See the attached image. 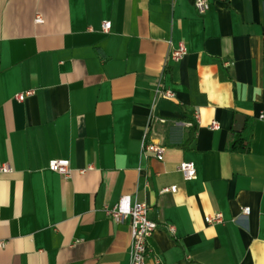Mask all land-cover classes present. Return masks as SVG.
I'll use <instances>...</instances> for the list:
<instances>
[{"label": "crops", "instance_id": "crops-1", "mask_svg": "<svg viewBox=\"0 0 264 264\" xmlns=\"http://www.w3.org/2000/svg\"><path fill=\"white\" fill-rule=\"evenodd\" d=\"M209 3L0 0V264H130L131 221L105 210L125 195L159 225L146 264H264V0Z\"/></svg>", "mask_w": 264, "mask_h": 264}, {"label": "built area", "instance_id": "built-area-1", "mask_svg": "<svg viewBox=\"0 0 264 264\" xmlns=\"http://www.w3.org/2000/svg\"><path fill=\"white\" fill-rule=\"evenodd\" d=\"M194 6L200 15H204L210 8L209 0H193ZM35 22L38 24L44 23V17L42 14L38 13L35 17ZM103 30L108 32L111 28L110 21L103 22ZM187 54V47L184 42H180L177 46H172L168 54L166 66L178 63ZM34 94V90H28L20 92L15 95V99L23 102L29 96ZM160 97L175 98L174 90L167 88L163 83H159L155 90V99ZM196 118H198V113H195ZM260 119L264 120V114L260 115ZM157 119L152 117L145 130V134L142 141V152L145 155L153 156L159 160L164 158V153L166 147L155 142L148 141V130L150 128L151 121H156ZM159 121H163L159 119ZM220 127L217 121H213L211 124L212 129H218ZM49 169L57 172L66 177H70L72 169L70 166L69 159H53L49 163ZM178 169L183 173L186 180H193L197 177V169L193 162H181ZM12 168L8 163H2L0 165V172H11ZM164 191L176 192L177 186H172L164 189ZM107 214L111 217L113 222L121 223L126 219L131 221V263L130 264H146L147 257L151 252V242L150 239L153 233L158 228V223L149 217L150 207L146 203L139 201H133L129 195L121 197L119 202L110 208L105 209ZM244 215L250 214V208L245 207L242 209ZM205 221L208 224H219L223 222L222 213H216L214 215H207ZM170 231H174V227H169Z\"/></svg>", "mask_w": 264, "mask_h": 264}, {"label": "trees", "instance_id": "trees-1", "mask_svg": "<svg viewBox=\"0 0 264 264\" xmlns=\"http://www.w3.org/2000/svg\"><path fill=\"white\" fill-rule=\"evenodd\" d=\"M245 138L239 137V139L232 143L231 150L232 151H245L246 148L243 146Z\"/></svg>", "mask_w": 264, "mask_h": 264}]
</instances>
